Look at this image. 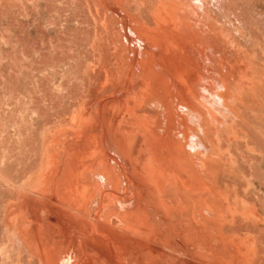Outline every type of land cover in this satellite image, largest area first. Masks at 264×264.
I'll use <instances>...</instances> for the list:
<instances>
[{"label": "bare ground", "instance_id": "obj_1", "mask_svg": "<svg viewBox=\"0 0 264 264\" xmlns=\"http://www.w3.org/2000/svg\"><path fill=\"white\" fill-rule=\"evenodd\" d=\"M143 1L93 0L107 53L69 123L42 133L34 176L3 171L13 159L3 141L24 137L18 123L0 131V197L12 194L0 264H264V130L255 150L241 112L260 70L237 42L248 27L233 23L235 8L222 21L212 7L233 0H151L149 27ZM29 108L20 117L35 130Z\"/></svg>", "mask_w": 264, "mask_h": 264}, {"label": "rangeland", "instance_id": "obj_2", "mask_svg": "<svg viewBox=\"0 0 264 264\" xmlns=\"http://www.w3.org/2000/svg\"><path fill=\"white\" fill-rule=\"evenodd\" d=\"M152 1L155 2V0ZM152 1L150 0L149 3V0H145L146 7H144V10L142 8L143 11L141 10L142 17L139 16L140 20L149 27H153L154 23L147 15V9L145 8L149 7L148 4L151 5ZM249 1L248 3L251 2ZM253 1L250 3L251 7L246 4L247 1L245 0L225 1L221 6L223 9L213 1L212 4L214 5L215 2L217 8L212 7L222 21L224 19L223 15L229 13V9L235 8V14H239V21H237L238 18L236 19L238 16L233 15L234 18L229 13L233 23L235 21L237 23L235 25L239 24L238 26H241L244 24V27H248L245 37L243 39L239 38L241 41L247 40V45L244 41H242V44L239 43V39H237V42L243 49L246 47L247 52L254 56L250 63L256 61L255 64L258 67H255L261 70H259L260 73L263 72L260 76L257 70L253 77L251 73H254L255 70L249 71L252 80H255L256 77V81H253L252 96L249 95L246 98L249 108H241V112L246 116L245 119L248 118V123L254 126L256 131V145L254 147L257 146L255 150H258L259 145L257 143L260 141L258 131L264 130V105H262L264 104V31L261 33L262 29H260L257 32V28H259L258 26L264 28V0H255V3ZM77 2L81 7L77 6ZM92 3L93 0H0V131L3 129L10 130L12 125L18 123L20 132L23 134L22 137H24L21 141L13 140L12 142H9L10 139L8 138L2 144V148L5 144L4 148L9 150V155H12L14 159L7 163L8 166L3 171L14 180L19 178L18 181L20 182L29 178L28 176H34L41 161V152L38 145L42 133L45 130H53L55 127L68 124L74 112L86 98L89 90L93 88V85H89L91 65L107 53L106 43L111 36L105 32L103 24H101L103 15L96 13V8ZM251 4H255L254 7ZM246 8L252 15L249 14V11L247 13ZM254 8H258L259 11ZM130 12L136 14L133 8L130 9ZM256 12L258 13L256 14ZM46 18L48 21H46ZM77 19L79 21H76ZM49 21L51 22L49 23ZM251 24L258 25L254 29V25ZM95 25L97 27L100 25V28L98 29ZM248 30L250 31L248 32ZM247 33H250L251 36ZM247 35L249 39H246L248 38ZM242 48L241 52L244 51L245 53L246 50ZM244 53L243 58H245ZM249 57L251 56L249 55ZM245 60L247 62V58ZM250 65L248 68L255 69ZM252 65L254 66V64ZM79 78L83 80L84 86L80 84ZM59 82L63 83L61 93L57 92ZM67 93H70V95ZM27 108H29V113L32 110H37L40 115L35 130H30L25 118L23 120L20 117V114ZM239 126L241 130H245V125L240 124ZM221 135L223 148H225L226 138L223 130ZM241 146L242 148L239 149ZM242 150H244V146L241 144L232 146V151L236 156L240 157ZM1 151L0 148V153ZM18 169L20 170L17 171ZM2 193L4 196H2V199L0 197V205L3 204L2 201L11 199L12 196L8 192H1V195H3Z\"/></svg>", "mask_w": 264, "mask_h": 264}]
</instances>
